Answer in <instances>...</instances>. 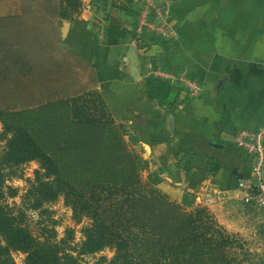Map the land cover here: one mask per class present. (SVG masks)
Returning a JSON list of instances; mask_svg holds the SVG:
<instances>
[{
    "label": "crops",
    "instance_id": "0c3cea01",
    "mask_svg": "<svg viewBox=\"0 0 264 264\" xmlns=\"http://www.w3.org/2000/svg\"><path fill=\"white\" fill-rule=\"evenodd\" d=\"M78 1L0 0V108L97 100L170 201L212 188L232 216L251 166L233 137L264 125V0H168V40L135 39L145 0Z\"/></svg>",
    "mask_w": 264,
    "mask_h": 264
},
{
    "label": "trees",
    "instance_id": "16d2710c",
    "mask_svg": "<svg viewBox=\"0 0 264 264\" xmlns=\"http://www.w3.org/2000/svg\"><path fill=\"white\" fill-rule=\"evenodd\" d=\"M64 1L75 12L80 9L78 0ZM113 36L118 38L122 34L112 28L108 45L116 43ZM160 88L156 87L155 93L163 91L164 83L161 82ZM15 109L2 108L0 112L15 113ZM22 111L35 115L32 120L40 121L41 129L58 139L101 141L110 139L112 126H117L102 103L82 97ZM10 130L0 156V167L18 168L36 161L40 170L35 172L34 180L20 196V205L10 206L6 197H16V191L5 186V181L7 175L16 174L5 173L6 170L0 168V264H15L11 258L13 252L25 255L24 264H78L82 256L99 253L104 248L113 251L111 259H101L104 264H244L245 251L241 244L222 232L203 210L185 211L192 205L190 195L183 194L178 202H172L166 193L138 191L136 196L121 202H113L111 198L102 202L93 189L89 192L90 200L83 196L74 199L78 192L48 154L36 145L29 132L31 129L17 126ZM114 133L117 138V132ZM86 144H78L76 149ZM65 152L70 151L66 148ZM158 184L154 180V185ZM103 186H97L100 193L107 189ZM61 196L77 218L85 216L89 220L81 230V242L74 246L70 244L71 237L57 241L54 233L49 238L39 239L26 224V210L37 211ZM99 208H104L101 213Z\"/></svg>",
    "mask_w": 264,
    "mask_h": 264
},
{
    "label": "rangeland",
    "instance_id": "374dc122",
    "mask_svg": "<svg viewBox=\"0 0 264 264\" xmlns=\"http://www.w3.org/2000/svg\"><path fill=\"white\" fill-rule=\"evenodd\" d=\"M80 104L83 105V102L81 101ZM16 109L15 113L0 112V156L5 147V139L11 134L10 129L23 126L31 129L29 132L36 145L48 154L62 176L78 192L74 199L83 196L86 200H90L89 192L93 189L97 191L96 195L98 198L100 196L102 202L109 198L113 202H121L127 197L136 196L138 191L144 194L148 192L162 194L154 185L155 177L147 176L146 165L142 158L131 148L130 141L124 138L125 126L118 128L119 124H115L116 128L113 125L115 128L112 126L114 130L110 133L111 138L101 141L98 139L84 141L80 140L81 138L58 139L42 130L40 121L32 120L35 115ZM115 131L117 138H114ZM120 134L122 138L119 139ZM78 144L86 145L76 149ZM66 148L70 152H65ZM0 168L5 169V173L16 174L6 176L5 186L16 191V197L7 196L6 203L10 206L20 205V196L24 194L29 182L34 180L35 172L40 170L38 163L31 161L18 168L9 169L4 165ZM99 185L107 188L104 193H100V187H97ZM5 192L8 194L7 190ZM244 206L236 202L231 212L232 216L227 215L224 209L219 212L220 214L216 213L212 205L207 207L197 205L185 211L192 212L198 208L203 210L209 220L222 232L241 244L245 251L242 257L244 264H264V212L253 206ZM103 209L99 208V212L101 213ZM26 224L31 233L39 239L49 238L54 233L57 241L71 237L70 244L74 246L81 242V230L89 224V220L85 216L81 219L77 218L70 205L61 196L37 211L26 210ZM112 257L113 251L104 248L99 253L82 256L78 264H104L102 258L109 260ZM11 258L15 264H24L25 255L22 253L13 252Z\"/></svg>",
    "mask_w": 264,
    "mask_h": 264
},
{
    "label": "built area",
    "instance_id": "2783aa9c",
    "mask_svg": "<svg viewBox=\"0 0 264 264\" xmlns=\"http://www.w3.org/2000/svg\"><path fill=\"white\" fill-rule=\"evenodd\" d=\"M147 8L154 10L150 16L148 9L140 15L133 29L136 40H140L143 33L148 32L161 40H168L175 36L169 26L170 12L168 0H163L161 5L154 4L151 0H145ZM161 75V74H159ZM165 79H171L172 75H163ZM183 81V79H180ZM191 95L196 96L200 88L192 81L184 82ZM233 144L240 148L250 158V174L247 178L237 182V191L240 195L241 204L253 206L264 212V125L256 130L239 131L233 137ZM215 192L212 188H203L198 197V205L201 207L211 206L215 202Z\"/></svg>",
    "mask_w": 264,
    "mask_h": 264
}]
</instances>
